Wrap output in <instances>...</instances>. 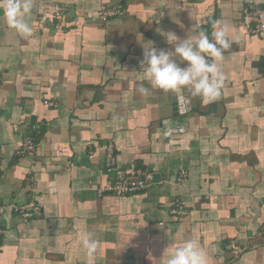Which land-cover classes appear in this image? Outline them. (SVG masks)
<instances>
[{"label": "crops", "instance_id": "1", "mask_svg": "<svg viewBox=\"0 0 264 264\" xmlns=\"http://www.w3.org/2000/svg\"><path fill=\"white\" fill-rule=\"evenodd\" d=\"M32 3L28 37L0 7V204L34 200L42 212L2 214L0 264H166L189 240L207 264H264V33L242 22L243 7L264 0ZM56 3L67 7L63 23L52 17ZM117 4L121 14L102 21V8ZM212 21L233 41L217 62L225 75L218 99L144 79V46L170 50L168 40L193 35V26L211 38ZM181 95L188 108L173 106ZM33 129L34 151L17 157ZM108 143L116 168L157 172L160 181L100 196L113 177ZM177 200L180 218L170 213ZM89 234L98 241L93 257L82 246Z\"/></svg>", "mask_w": 264, "mask_h": 264}, {"label": "clouds", "instance_id": "2", "mask_svg": "<svg viewBox=\"0 0 264 264\" xmlns=\"http://www.w3.org/2000/svg\"><path fill=\"white\" fill-rule=\"evenodd\" d=\"M3 14L10 27L19 34L28 37L31 27L26 17L33 8L32 0H3L0 4ZM211 38L198 26L190 31L193 35L179 39L174 35V44L170 50L144 46L141 69L144 79L153 88L164 91L178 92L188 89L191 96L201 97L205 102H213L221 95L225 75L218 61L223 60V53L233 43L229 30L218 21H212ZM186 62L184 66L182 63ZM147 95L149 89L140 84L137 89ZM82 246L88 257H93L98 248V241L90 234L82 240ZM166 264H207L204 251L195 241H185L177 246L167 258Z\"/></svg>", "mask_w": 264, "mask_h": 264}, {"label": "built area", "instance_id": "3", "mask_svg": "<svg viewBox=\"0 0 264 264\" xmlns=\"http://www.w3.org/2000/svg\"><path fill=\"white\" fill-rule=\"evenodd\" d=\"M52 17L58 22H64L67 15V7L65 4H53ZM122 5L107 6L102 8L100 17L102 21H106L109 17L118 16L122 12ZM242 22L247 31L254 34L264 33V5L253 6L247 4L242 9ZM49 105H56L52 101H45ZM34 144L32 138L24 136L21 145L16 150L17 155H22L33 151ZM114 146L108 143L105 146V171L110 174L113 172L111 180L105 182L97 189V193L102 196L103 194L112 195H127L140 192L150 187L155 181L152 178V172L140 167L116 168L114 165ZM182 177V176H181ZM170 213L180 218L185 216L186 208L180 200L172 202ZM11 209L17 212L24 219L39 217L42 212V205L34 200H29L24 203H9L8 205H0V217L7 210ZM3 235V228L0 226V238Z\"/></svg>", "mask_w": 264, "mask_h": 264}, {"label": "water", "instance_id": "4", "mask_svg": "<svg viewBox=\"0 0 264 264\" xmlns=\"http://www.w3.org/2000/svg\"><path fill=\"white\" fill-rule=\"evenodd\" d=\"M184 102H185V95H181L180 98H178L176 101L173 102V106L182 107V109H183ZM184 105L187 108L189 107V105L186 104V102ZM152 178H153V181H155V182L160 181V174L157 172H152Z\"/></svg>", "mask_w": 264, "mask_h": 264}, {"label": "trees", "instance_id": "5", "mask_svg": "<svg viewBox=\"0 0 264 264\" xmlns=\"http://www.w3.org/2000/svg\"><path fill=\"white\" fill-rule=\"evenodd\" d=\"M35 129H33V130H30V133L28 134V135H25V136H29V137H31L32 138V142H33V144H34V149H35V146H36V144L39 142V140H40V137H39V135H38V133H35L37 130H35ZM34 149H33V151H34ZM33 151H31V152H27V153H25V154H31ZM25 154H22V156L23 155H25ZM20 157L21 155H17V157ZM1 205V204H0ZM185 207V206H184ZM15 212V211H14ZM17 213V212H16Z\"/></svg>", "mask_w": 264, "mask_h": 264}]
</instances>
